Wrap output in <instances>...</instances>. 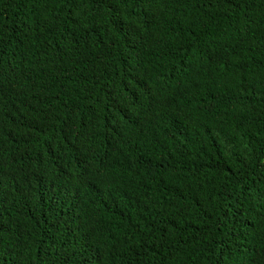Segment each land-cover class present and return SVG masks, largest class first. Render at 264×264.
I'll list each match as a JSON object with an SVG mask.
<instances>
[{
    "label": "trees",
    "instance_id": "trees-1",
    "mask_svg": "<svg viewBox=\"0 0 264 264\" xmlns=\"http://www.w3.org/2000/svg\"><path fill=\"white\" fill-rule=\"evenodd\" d=\"M134 263L264 264V0H0V264Z\"/></svg>",
    "mask_w": 264,
    "mask_h": 264
},
{
    "label": "bare ground",
    "instance_id": "bare-ground-1",
    "mask_svg": "<svg viewBox=\"0 0 264 264\" xmlns=\"http://www.w3.org/2000/svg\"><path fill=\"white\" fill-rule=\"evenodd\" d=\"M167 215V214H166ZM170 216V215H169ZM219 216V215H218ZM163 226V225H162ZM218 228V227H217ZM185 233V232H184ZM208 234V233H207ZM154 235V234H153ZM184 239V238H183ZM177 242V241H176ZM210 242V241H209ZM220 248V247H219ZM202 251V250H201ZM218 251V250H217ZM177 252V251H176ZM176 252H175V254H176ZM188 252V251H187ZM175 254H174V256H175ZM182 254V253H181ZM190 254V253H189ZM186 255V254H185ZM188 255V254H187ZM214 255H215V253H214ZM184 256V255H183ZM249 259V258H248ZM244 260V259H243ZM141 261V260H140ZM188 261V260H187ZM135 264V263H134Z\"/></svg>",
    "mask_w": 264,
    "mask_h": 264
}]
</instances>
